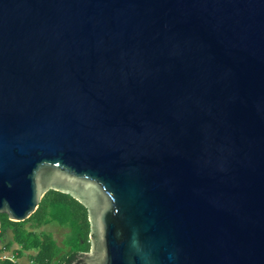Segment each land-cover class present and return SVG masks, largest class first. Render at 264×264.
<instances>
[{
    "label": "water",
    "instance_id": "1",
    "mask_svg": "<svg viewBox=\"0 0 264 264\" xmlns=\"http://www.w3.org/2000/svg\"><path fill=\"white\" fill-rule=\"evenodd\" d=\"M50 190L71 264H264V0H0V214Z\"/></svg>",
    "mask_w": 264,
    "mask_h": 264
},
{
    "label": "trees",
    "instance_id": "2",
    "mask_svg": "<svg viewBox=\"0 0 264 264\" xmlns=\"http://www.w3.org/2000/svg\"><path fill=\"white\" fill-rule=\"evenodd\" d=\"M0 221V264H23V258L30 264H71L91 249L88 209L63 192L50 190L24 222L11 221L6 214H0ZM49 224L69 230L62 242L43 230Z\"/></svg>",
    "mask_w": 264,
    "mask_h": 264
},
{
    "label": "rangeland",
    "instance_id": "3",
    "mask_svg": "<svg viewBox=\"0 0 264 264\" xmlns=\"http://www.w3.org/2000/svg\"><path fill=\"white\" fill-rule=\"evenodd\" d=\"M43 230L45 231H48V232H52V233H55V237L60 241L62 242L66 237V234L68 233V229H65V228H61L59 227L58 225L56 224H51V225H48V226H45L43 228ZM22 263L23 264H30L28 259L27 258H23L22 260Z\"/></svg>",
    "mask_w": 264,
    "mask_h": 264
},
{
    "label": "flooded vegetation",
    "instance_id": "4",
    "mask_svg": "<svg viewBox=\"0 0 264 264\" xmlns=\"http://www.w3.org/2000/svg\"><path fill=\"white\" fill-rule=\"evenodd\" d=\"M49 225H51V224H49ZM47 226H48V225H47ZM53 234H55V233H53ZM80 254H81V253H80ZM80 254H79V255H80ZM79 255H78V256H79Z\"/></svg>",
    "mask_w": 264,
    "mask_h": 264
}]
</instances>
